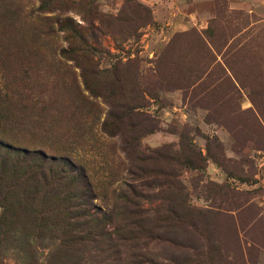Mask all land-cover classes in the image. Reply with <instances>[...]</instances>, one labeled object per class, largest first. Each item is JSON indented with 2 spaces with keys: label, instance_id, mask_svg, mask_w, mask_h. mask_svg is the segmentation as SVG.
Returning a JSON list of instances; mask_svg holds the SVG:
<instances>
[{
  "label": "rangeland",
  "instance_id": "rangeland-1",
  "mask_svg": "<svg viewBox=\"0 0 264 264\" xmlns=\"http://www.w3.org/2000/svg\"><path fill=\"white\" fill-rule=\"evenodd\" d=\"M0 141V264H264V0H0Z\"/></svg>",
  "mask_w": 264,
  "mask_h": 264
},
{
  "label": "trees",
  "instance_id": "trees-1",
  "mask_svg": "<svg viewBox=\"0 0 264 264\" xmlns=\"http://www.w3.org/2000/svg\"><path fill=\"white\" fill-rule=\"evenodd\" d=\"M4 150V151H3ZM1 152H4V154H1ZM11 155H14V156H16V157H21V159H22V157L24 156V159H27V157H32V158H34V156H37V158H36V160L37 161H39L41 164L42 163H45V161H46V158H44L43 157V154H41V153H39V154H36V155H31V154H28L26 151H21V152H19L17 149H15L13 146H11V145H4L1 141H0V157H2L3 159H2V164L5 166L6 164H7V161H8V159H11L12 160V165H13V167L15 166V169L13 168V169H11V171L13 172V173H16V171H17V168H21L24 164H22V162L21 161H19V160H17L15 157L14 158H11V157H13V156H11ZM39 157V158H38ZM154 157H152V156H150V155H147L146 153H145V150L144 149H142L141 148V145H140V143L138 142V161L141 163V166L139 167V172H143V173H146L147 172V168L145 167V166H143L145 163H146V161L147 160H152ZM20 159V160H21ZM16 161H18V162H16ZM24 162H25V160H24ZM18 163V164H17ZM34 165L36 166V167H39L38 165V163L37 162H34ZM81 170V171H80ZM7 168H2V172H4V174L6 175V173H7ZM75 171H77L78 173H81L82 172V167H80V166H78V168H76L75 169ZM28 173V172H27ZM27 173H26V175H27ZM52 174H54V173H52ZM26 175L24 176V180L23 181H27V179L25 178L26 177ZM42 175L44 176V173L42 172ZM42 178V177H41ZM190 211V209L189 208H187V213ZM173 213V216L175 217V221L173 222L175 225H177V223H175V222H177V220H181L180 218H181V215L180 214H178L177 212H175V211H173L172 212ZM80 216V215H79ZM89 216V215H88ZM81 217V216H80ZM173 226V225H172ZM98 251L99 252H101L102 254H104L105 253V251H107V249H103V248H99L98 249Z\"/></svg>",
  "mask_w": 264,
  "mask_h": 264
}]
</instances>
